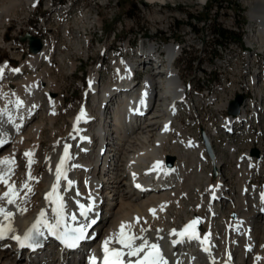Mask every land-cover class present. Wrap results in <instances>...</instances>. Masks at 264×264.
<instances>
[{"label": "bare ground", "instance_id": "6f19581e", "mask_svg": "<svg viewBox=\"0 0 264 264\" xmlns=\"http://www.w3.org/2000/svg\"><path fill=\"white\" fill-rule=\"evenodd\" d=\"M41 1L44 7L45 0H36V3ZM49 1L50 3L45 5V12L63 8L72 0ZM143 1L155 4L166 3L168 0ZM33 2L34 0H0V21L10 18L15 9L23 3L27 5L26 8H30ZM246 3L249 6L247 19L250 23V33L247 32L248 34L242 36L240 41L236 39L228 45L221 46L220 51L213 49L208 58L203 51V44L200 45L199 51L204 54L201 60L195 62L193 72L185 81L180 79L179 72L174 66L178 63L179 56L187 51L182 41L170 43L158 41L148 44V38L144 33L127 39L123 48L117 47L116 55L111 51V66H115L112 67L109 76L117 73V68H120L121 74L115 75L120 76L119 80L103 84L96 67L88 80L87 89L92 96V104L81 107L86 113V122L82 118L76 125V117L80 113L78 111L77 116L69 122L70 129L64 133L56 128L60 100L51 98V95L58 93L59 86L54 80H50L47 69L54 59V50L50 48L38 54H29L20 63L19 72H8L7 64L0 83L22 75L17 83L14 98H20L24 104L17 109L14 103H10L9 94L0 95V109L7 107L13 121L7 122V116L0 118V130L7 133L8 141L0 146V159L14 158L15 165L12 166L13 173L9 174V183L15 182L16 187L20 189V197L16 204H7L6 200L0 201V205L14 213L12 226L15 229L14 233L0 239V264H91L93 256L97 257L98 261L102 257L103 241L118 231L121 222H133L136 217L141 218L140 223L135 225L132 231L144 235L150 243H158L168 264H264V199L261 196L264 193V185L249 189L246 179L252 171L262 169L263 155L255 158L250 148L243 152L239 161L235 162L237 168L232 169V174L236 170H243L245 177H241V180L244 182L235 189L226 178L225 156H220L214 147L217 138L220 136L226 138L223 148L231 158H235V151H239L240 147L231 144L232 139L245 140V137L254 130H262L264 0H248ZM40 21L43 23V20ZM97 22L100 23V20ZM252 23L256 24V29ZM152 53L157 54L164 66L169 61H173V64L160 70L161 67L150 60ZM75 69L76 66L72 63L70 71ZM133 69L138 72V76L142 75V80L145 79L144 83H147L150 89H147L146 85L140 90L131 88ZM28 70L31 74H27ZM215 71L220 73L209 74ZM228 73L231 74L232 87H241L242 93H248L242 95L244 101L240 107V119H247L242 125L228 115V104L232 102L233 97L223 99L215 97L221 96L224 92ZM182 95L185 101L178 104L176 115L177 119L184 118L182 120L185 127L181 122L176 123L170 108V105L177 103ZM44 96L45 105L41 99ZM141 99L144 100V104L140 103ZM222 101L228 106L226 114L219 111ZM144 107L150 111L143 122L132 123L131 119L139 112H144ZM197 111L199 119L203 121V127L207 129L206 136L214 152V163L207 157L203 143L196 140L192 133L203 129L198 122ZM109 121L111 124H108ZM167 121L174 122L175 127L165 131L163 125ZM74 125L79 131L74 130ZM47 129L50 131V148L40 149L38 144ZM57 130L59 134L61 133L60 136ZM96 137L98 139L105 137L110 143L106 162L98 167L93 161V154L84 153L83 149L84 146L90 149ZM64 144L71 145L69 151L73 159L70 165H76L70 167L67 173L68 178L74 181L73 188L68 189L63 180L60 182L59 193L64 197L65 215L67 217L72 213L77 215V221L68 219L69 225L81 221L83 218L79 216L76 201L87 204L91 195L95 200V207L90 216L96 220V223L88 228V232L94 233L92 243L85 254L82 252L85 244L76 252H61L60 249L51 252L50 242L37 253L28 254L21 251L18 242L11 236L23 237L38 219L41 211L45 212V219L49 223H55L52 211L55 205L45 197L56 182L55 165L63 154ZM29 151L34 153L32 157L34 163L30 171L35 179L32 180H27L28 158L24 155ZM166 157L174 158L169 169L164 165ZM157 161L160 164L153 169ZM209 161L212 164V171H217L214 187L213 184L210 186V180L205 175ZM7 167L0 166V171L6 170ZM200 179L206 181L204 183L210 192V198L204 193H199L198 197L202 198L205 195V198H209L207 201L204 198V201L210 207L204 210L208 212L207 216L205 220H200L197 230L201 237L208 235L209 242L201 245L195 240H185L176 244L182 247L180 251L171 253L169 248L174 246L172 241L181 238L170 235L171 227L161 224L159 217H164L169 205L181 196L184 197L189 191V186ZM26 180L31 186V192L21 187ZM237 180H240V177ZM136 184L141 185V188H137ZM196 187L198 190L199 186ZM5 191L7 187L0 184V195ZM76 192L80 195L77 196ZM227 205H234L236 210L232 214L229 212L228 218L225 215V218L220 220L218 217L223 216L224 207ZM150 209L156 210L155 216ZM199 209L198 215L202 210ZM195 215L192 214V218L185 220L186 222L175 230H182L193 218L195 219ZM231 215L235 217L230 218ZM145 221L147 226L144 228L148 231L140 233ZM216 223L219 229L220 225L224 226L225 223L228 225L226 226L228 231L224 232L222 237L214 233ZM41 231L48 239L50 233L42 226ZM244 240L247 244H243ZM193 246L197 248L195 252L189 250ZM204 247H208L209 251L205 252ZM256 257L261 259L257 260Z\"/></svg>", "mask_w": 264, "mask_h": 264}, {"label": "rangeland", "instance_id": "374dc122", "mask_svg": "<svg viewBox=\"0 0 264 264\" xmlns=\"http://www.w3.org/2000/svg\"><path fill=\"white\" fill-rule=\"evenodd\" d=\"M247 1L207 0L203 2L201 0H168L166 3L148 4L140 0H72L63 8L52 9L53 12L52 10L46 12L44 10L45 5L50 3L49 0L43 1L44 7L41 1V9L38 7L36 10H28L26 8L27 5L23 3L22 6H18L15 9L10 18L6 21H0V40L2 38L4 40V45L0 44V66L8 64V72H11L12 69L19 68L20 63L27 58L26 55L28 54L25 53L22 56L24 54L22 51L13 49V47L17 46L16 40L15 42L13 41L15 39L14 34L22 35L23 33L21 32L23 30H30V27L34 26V23L40 28H54L51 35L54 36L57 45L54 49V59L47 67L49 69L47 71L50 80H54L59 86L58 93L51 95V98H59L60 100L59 118L56 128L64 133L70 129L69 122L77 116V112L81 111V107L92 104L91 99L87 97L85 99V96H83V92L87 87L86 79H90L91 73L96 68L95 66L101 63V59H103V67L107 68L109 66L111 68V51L116 55L118 53L117 47H122L127 39L133 38L137 34L145 33L146 38H149L148 44H151L152 42L166 41L156 36L162 35V31H166L167 33L172 32L176 40L182 41L181 43L186 45L187 51L179 56V61L176 63L179 76L185 81L193 72L195 62L201 60L200 58L204 53L207 56L205 57L208 58L213 49L220 51L221 46L228 45L237 38L244 36L247 32L250 33V23L247 19V12L249 10ZM40 20H43V23ZM97 20H100V23ZM17 26H23V30L18 32ZM122 27V34L127 32L126 36H120V33H118ZM253 28L255 29V27ZM219 31H225L231 35L222 37L219 41L216 40ZM122 36H124V40L121 43L120 37ZM168 42L166 41V43ZM202 44L204 53L199 51V47ZM72 63L76 66L74 71H70ZM27 74H31V72L28 70ZM21 76L0 83V95L9 94L10 103L12 104L16 100L13 94ZM139 77L141 79L142 75H139ZM107 81H111V76L108 73L107 77L106 72H104L102 82L105 84ZM41 99L42 104L45 105V96ZM227 108L226 102L222 101L221 105H219V111L226 114ZM213 112H215L214 109ZM179 119H177L178 122L183 121L182 119L184 118L180 117ZM59 130H57V134H59ZM263 131L264 119L262 121V132H252L249 136L245 137V140L244 138H233L231 141V144L240 147V153H245L250 148L252 151L255 150L258 153V156L255 158L263 155L262 169L252 171L246 178L249 189L264 185ZM198 132L199 130L192 131V133ZM42 137L38 144L39 148L49 149L50 131L48 129L45 130ZM219 138L215 140L217 145H215V149L220 156H225L226 178L230 186L236 189L240 183L244 182L243 179L241 180V177H245V174L243 170H236L232 174L235 162L223 148L227 139L222 136ZM217 141L219 142L217 143ZM211 165L209 161L205 168V175L210 180V186L213 184L214 187V181H211L210 177L213 173ZM251 175L253 176L251 177ZM237 176L240 177V180H237ZM204 182L206 181L203 179L194 181L189 186L187 194L171 203L164 212L165 216L159 217L160 223L171 227L173 230L179 229L187 219L192 218V214H196L195 219L205 220L208 212L204 210L210 207L206 205V201L210 198V192L207 191ZM196 186H199L200 189L198 188L197 190ZM199 193H204L209 198H205V195H203L202 200L200 196L198 197ZM204 198L206 201H204ZM199 208L202 210L198 215L197 209ZM224 209L223 216L218 217L220 220L225 218V215L228 218L229 212L232 214L236 210L234 205H227ZM146 226L145 223L142 227ZM226 226H228L226 223L224 226L220 225L219 229L218 223H216L214 233L216 235L220 234L222 237L223 233L228 231ZM242 242L243 244H247L245 240Z\"/></svg>", "mask_w": 264, "mask_h": 264}, {"label": "snow or ice", "instance_id": "6c2138e0", "mask_svg": "<svg viewBox=\"0 0 264 264\" xmlns=\"http://www.w3.org/2000/svg\"><path fill=\"white\" fill-rule=\"evenodd\" d=\"M5 67H7L6 64L3 67H0V79L3 78ZM12 71L19 72L20 69L15 68L12 69ZM140 103L144 104V100L141 99ZM23 104L24 101L17 97L14 102L15 107L19 109L23 107ZM4 116H7V122H13L12 115L7 107L0 109V118H3ZM82 118H84L86 122L87 117L83 108L76 117V125L81 122ZM76 125H74V130L79 131V129L76 128ZM164 130H168V125H165ZM7 142V133L0 130V146L5 145ZM70 147L71 145L64 144L63 154L60 156L59 162L55 165L56 182L52 185L51 191L45 197L55 205V207L52 209L55 216V223H49L48 220L45 219V212L41 211L38 219L28 229L23 237L19 235L11 236V238L16 240L19 246L22 248H32L39 246L37 237L43 235L41 226L50 234L57 236V238L60 239L67 248H75L80 244V242L89 238V233L87 230L91 227V225L96 223V220L90 216V213L94 211L95 200L92 199L90 195V202L87 204L76 201L79 209V216L83 219L79 221L76 226H69L67 222L68 219L70 218L72 221H77V215L75 213H72L70 217L65 215L64 197L59 193L61 180L66 182L68 189H72L74 186V181L69 179L67 175L70 167H76V165H70V161L73 159L72 154L69 151ZM24 155L28 158L27 167L29 171L27 173V180L35 179L31 175L30 171L31 166L34 163V160L32 159L34 153L29 151L25 152ZM159 164L160 162L157 161L156 164L153 165V169H155ZM3 165H7L8 167L6 170L0 171V184L5 185L7 187V191L0 195V201L6 200L7 204H16L17 199L20 197V189L16 187L15 182L9 183V174L13 173L12 166L15 165L14 158L6 157L4 159H0V166ZM133 177L135 178V173H133ZM27 180L21 187L22 189H27L28 192H31L32 189ZM136 187L141 188V185L136 184ZM76 195L79 196L80 193L76 192ZM261 196L262 199H264V193H262ZM213 198L215 197L213 196ZM149 211L153 214V216H155V209H150ZM0 217H2V220H0V239H4L9 235V233L15 232V229L12 226L14 213L0 205ZM140 219V217H136L134 218L133 222H121L118 231L103 241L102 257L98 261L97 257L93 256L91 258V264H168V261L165 259L158 243H150L144 235H139L132 231L135 225L140 223ZM200 222V219L196 218L186 224L180 231L173 229L170 235L178 236L181 239L173 240L172 244L176 245L178 243L184 242L185 240H195L201 245L208 243V235L201 237L198 234L197 225ZM147 231L148 229L146 228H140V233ZM160 239H163V237H160ZM137 241L140 242L137 243ZM116 245H118V247ZM203 250L207 252L209 251V248L204 247ZM249 251H251V248H249ZM256 259L259 260L261 257H256Z\"/></svg>", "mask_w": 264, "mask_h": 264}, {"label": "built area", "instance_id": "2783aa9c", "mask_svg": "<svg viewBox=\"0 0 264 264\" xmlns=\"http://www.w3.org/2000/svg\"><path fill=\"white\" fill-rule=\"evenodd\" d=\"M41 13H42V10H41ZM54 26H59V25H54ZM17 27H18L17 28V31L18 32H20L21 30H23V26H20V27L17 26ZM122 29H123V27L121 28V31H119L118 33H120V36L121 35L126 36L127 35V32H125V33L122 34ZM53 30H54V28H40V27H37L36 23H34V26L30 27V30H23V31L24 32L25 31H29L30 33H32L34 35L40 36L41 37V40L43 42L44 47L45 48H48L50 45L53 46L54 45V42H55L53 40L52 35H51L52 32H53ZM14 35H17V34H14ZM124 36L120 37V41L121 42H123ZM144 36H146L145 33H144ZM156 36L158 38H162V40H166V41H169V42L179 41V40H176L175 39L174 34L172 32H168L167 33L166 31H162V35H156ZM62 38H64V36H62ZM16 48L19 49V50H23V49L26 48V46L23 45V44H21V43H19V42H17ZM214 73H220V71L209 72V74H213V75H214ZM237 95H248V93H242L241 92V87H232L231 74L228 73L227 74V80H226L225 86H224V92L222 93L221 96H215V97H216V99H223L224 97H233V100H234V98ZM197 119H198V122L201 123V127L204 130H207L206 128L203 127V121H202V119H199V113H198V111H197ZM180 122L185 127L184 121H180ZM185 129L187 130V128H185Z\"/></svg>", "mask_w": 264, "mask_h": 264}, {"label": "water", "instance_id": "95a60500", "mask_svg": "<svg viewBox=\"0 0 264 264\" xmlns=\"http://www.w3.org/2000/svg\"><path fill=\"white\" fill-rule=\"evenodd\" d=\"M19 41L21 42H27L28 46H29V52L32 54H37L40 50H41V43L39 41V39L31 36L30 34H25L24 36H20L19 37ZM243 98L242 96L238 95L235 97L234 101L231 102L230 107H229V114L232 116H236L239 114V107L242 104ZM201 136H202V140L206 149V152L209 156V158L212 160V162L214 163L215 161V156H214V152L213 149L211 147V144L206 136V133L204 131H201ZM254 155H257V152L254 150L253 151ZM174 162V158L172 157H166V166L168 168H171ZM214 174H217V171H214ZM235 215H232V218H234Z\"/></svg>", "mask_w": 264, "mask_h": 264}, {"label": "trees", "instance_id": "16d2710c", "mask_svg": "<svg viewBox=\"0 0 264 264\" xmlns=\"http://www.w3.org/2000/svg\"><path fill=\"white\" fill-rule=\"evenodd\" d=\"M231 34L228 33V32H225V31H219V34L216 36V40H219L222 39V37H228L230 36Z\"/></svg>", "mask_w": 264, "mask_h": 264}]
</instances>
